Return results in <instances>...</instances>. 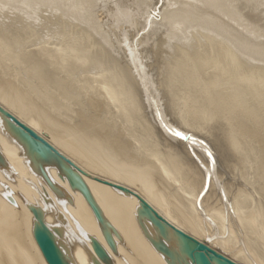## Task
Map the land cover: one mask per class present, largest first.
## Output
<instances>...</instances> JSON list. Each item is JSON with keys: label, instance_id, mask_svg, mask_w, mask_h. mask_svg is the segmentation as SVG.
<instances>
[{"label": "bare ground", "instance_id": "obj_1", "mask_svg": "<svg viewBox=\"0 0 264 264\" xmlns=\"http://www.w3.org/2000/svg\"><path fill=\"white\" fill-rule=\"evenodd\" d=\"M200 249L264 264V0H0V264Z\"/></svg>", "mask_w": 264, "mask_h": 264}, {"label": "water", "instance_id": "obj_2", "mask_svg": "<svg viewBox=\"0 0 264 264\" xmlns=\"http://www.w3.org/2000/svg\"><path fill=\"white\" fill-rule=\"evenodd\" d=\"M199 255H200V257H201L203 263H204V264H208L207 261H206V259H205V257H204L203 252L201 251V249H200V251H199Z\"/></svg>", "mask_w": 264, "mask_h": 264}, {"label": "snow or ice", "instance_id": "obj_3", "mask_svg": "<svg viewBox=\"0 0 264 264\" xmlns=\"http://www.w3.org/2000/svg\"><path fill=\"white\" fill-rule=\"evenodd\" d=\"M175 135L183 137V133H181V132H176ZM184 138H186V137H184ZM209 155H211V154H209Z\"/></svg>", "mask_w": 264, "mask_h": 264}, {"label": "rangeland", "instance_id": "obj_4", "mask_svg": "<svg viewBox=\"0 0 264 264\" xmlns=\"http://www.w3.org/2000/svg\"><path fill=\"white\" fill-rule=\"evenodd\" d=\"M146 13H148V12H145V14H146ZM145 14H144V15H145ZM149 14H150V13H148V15H149ZM144 17H147V14H146V16H144ZM239 183H243L242 180H239ZM243 184H244V183H243Z\"/></svg>", "mask_w": 264, "mask_h": 264}]
</instances>
